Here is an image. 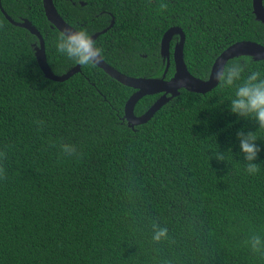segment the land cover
Wrapping results in <instances>:
<instances>
[{"label":"trees","instance_id":"obj_1","mask_svg":"<svg viewBox=\"0 0 264 264\" xmlns=\"http://www.w3.org/2000/svg\"><path fill=\"white\" fill-rule=\"evenodd\" d=\"M53 0L70 26L95 40L102 59L134 78H161V38L179 27L183 60L208 78L228 46H264L252 0ZM264 6V0H263ZM14 21L27 19L44 40L54 75L75 67L55 50L60 34L41 0H1ZM165 80L172 77L173 47ZM37 38L0 10V264H264L251 235L264 237V129L227 111L234 89H180L144 124L130 128L124 104L134 90L95 65L63 82L39 69ZM243 75H264V60L233 58ZM160 96L142 97L134 115ZM254 132L258 171L249 175L236 132ZM62 144L75 146L67 155ZM231 150L229 152L228 150ZM153 225L167 238L152 240Z\"/></svg>","mask_w":264,"mask_h":264},{"label":"water","instance_id":"obj_2","mask_svg":"<svg viewBox=\"0 0 264 264\" xmlns=\"http://www.w3.org/2000/svg\"><path fill=\"white\" fill-rule=\"evenodd\" d=\"M41 2L45 18L49 22L51 28L56 29L60 33L73 28L59 15L54 6L53 0H41ZM0 10L9 23H11L13 26L25 29L31 35L37 38L38 44L34 45L33 48L34 56L39 69L46 79L53 82H63L74 74L80 72V66L76 65L62 75H54L47 64L44 40L40 32L27 19H22L19 22L12 20L2 9L1 3ZM252 13L254 15L255 21L260 22L264 26L263 0H252ZM113 23L114 19H111L110 24L102 31L91 35L92 38L96 40L98 36L104 34L108 29H110L113 26ZM175 35L179 37V41L173 47L172 52L174 73L170 79L165 80V74L170 65V42ZM184 41V33L179 27H171L166 32H164L160 41L159 53L161 58L166 60V68L161 78L130 77L120 73L108 65L103 59H101L100 62L95 65L113 80L134 90V93L130 95L124 104L122 118L124 121H126L130 128L146 123L157 110H159L173 97L177 96L180 89H186L190 92L200 94H204L212 90L218 84L214 78L215 72L218 71L221 66L225 67L229 60L241 56H250L255 61L264 60V46L261 44L251 41L236 42L228 46L216 57L211 66L208 78L201 80L193 77L186 68L183 60ZM157 94H160V96L143 114L140 116L134 115V107L142 97Z\"/></svg>","mask_w":264,"mask_h":264},{"label":"clouds","instance_id":"obj_3","mask_svg":"<svg viewBox=\"0 0 264 264\" xmlns=\"http://www.w3.org/2000/svg\"><path fill=\"white\" fill-rule=\"evenodd\" d=\"M55 50L62 56L75 62L79 66H91L100 62L103 56L102 49L97 45L92 36L84 29L70 28L62 31L56 41ZM247 62L241 64L233 63L228 67L221 66L215 72V80L222 88L234 89L228 100L227 111L243 119L254 120L257 129H264V75L257 71H250L243 75ZM239 154L247 161L245 171L254 175L257 171V159L260 147L256 144L257 138L254 132L238 130L236 132ZM61 150L67 154L75 153V146L62 144ZM231 152V150H228ZM168 230L165 227L153 225L152 240L159 242L167 238ZM247 245L252 252L264 248V237L251 235Z\"/></svg>","mask_w":264,"mask_h":264},{"label":"flooded vegetation","instance_id":"obj_4","mask_svg":"<svg viewBox=\"0 0 264 264\" xmlns=\"http://www.w3.org/2000/svg\"><path fill=\"white\" fill-rule=\"evenodd\" d=\"M65 1H66V0H65ZM68 2H71L72 5H75V4H76V2H74L73 0H68ZM0 3H1V0H0ZM53 3H54V2H53ZM77 3H79L80 5L83 4V5H81V6H84V5H85L83 2H80L79 0L77 1ZM21 20H22V18H20L19 21H21ZM19 21H18V22H19Z\"/></svg>","mask_w":264,"mask_h":264}]
</instances>
